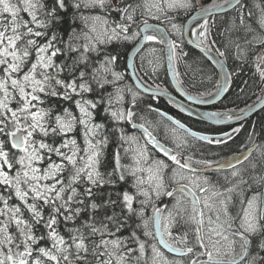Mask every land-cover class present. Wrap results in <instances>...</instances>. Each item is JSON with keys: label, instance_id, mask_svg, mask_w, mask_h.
Returning a JSON list of instances; mask_svg holds the SVG:
<instances>
[{"label": "snow or ice", "instance_id": "snow-or-ice-1", "mask_svg": "<svg viewBox=\"0 0 264 264\" xmlns=\"http://www.w3.org/2000/svg\"><path fill=\"white\" fill-rule=\"evenodd\" d=\"M164 5L186 6L0 0V264H264V151L259 159L246 149L234 159L209 158L205 145H226L242 128L203 134L148 104L159 117L151 121L141 104L167 89L140 75L138 86L129 84L118 70L116 45L142 38L167 46L137 53L133 69L144 78L154 80L164 63L200 75L183 40L149 23L163 16L183 37ZM212 8L234 15L218 31L219 13L198 9L195 44L220 71L231 67L213 92L184 95L206 104L230 85L244 95L253 86L244 78L249 64L264 93V5L222 0ZM173 75L182 88L181 73Z\"/></svg>", "mask_w": 264, "mask_h": 264}, {"label": "trees", "instance_id": "trees-1", "mask_svg": "<svg viewBox=\"0 0 264 264\" xmlns=\"http://www.w3.org/2000/svg\"><path fill=\"white\" fill-rule=\"evenodd\" d=\"M197 0H189V9L185 11H178V12H169L165 11L167 17L172 18V22L176 23L179 26H184L185 22L188 20V18L198 11V9L202 7H207L210 8L214 4H220L222 3V0H201L202 1V6H197L196 4ZM195 4V9L191 7V4ZM250 4H256L259 3L261 5H264V0H249ZM254 11H258L256 9H253ZM234 15V13L229 12L227 14H222V15H217L215 16V21L218 26V31H223L224 28L227 26L229 18ZM25 18H27L25 16ZM149 22H156L163 24L166 26L170 31L174 32L171 29V24L168 23L166 19L162 16L160 20H155V19H150ZM132 31H136L135 26H133ZM177 40L179 43L181 39L183 40V50L188 53L187 57L185 59L189 62H195V66L197 69V72L200 73V75H197L195 77L192 76L191 73L189 75H184L186 69L185 65L182 63H176L177 66V71L181 73V81L183 82L182 85L184 88L190 92L193 95H198V94H204L208 92H213L215 88V83L217 80H219V76L217 75V71L214 68V66L208 61V59L197 49L191 47L188 45L183 38L176 36L174 34V38ZM118 48V51L121 52L120 60H119V71H121L124 75L128 76V73L126 71V58L128 51L131 47V43H119L116 45ZM151 48L155 49H161L162 46L158 42H149L146 46V48L143 50V52L140 55H148V50ZM161 56L163 53H159ZM250 61L254 59L250 55L249 57ZM140 61V56L137 58L136 64L138 65ZM228 68L231 67V62L227 64ZM138 73L141 76L142 80L148 84L151 85L152 87H155L156 84L161 85L165 89L171 88V83L168 77V73L164 65L160 68L159 74L154 80L152 78H144L143 74L139 72ZM244 78H252L253 80V86L250 90L246 91L244 95H239L238 96V89L235 87V85H232L230 88V91L224 98L222 102H220L216 109L218 111L222 112H227L229 110L234 111H240L245 108H248L249 106H252L256 102L260 100V98L264 95V93L261 92L260 88L257 87L256 85L259 84V77L255 72V66L254 64H249L245 67L244 71ZM130 82V80H129ZM195 83V87H190L189 85ZM239 83V81H237ZM130 84H133L130 82ZM152 98H148V101H151ZM153 103V102H152ZM155 104V103H154ZM17 105L13 104V107H16ZM155 106H157L155 104ZM143 112L148 113L146 108ZM141 109V110H143ZM241 132L239 133L238 137L232 141L230 144L219 148V149H211L208 146L205 145L204 151L205 154L209 158H215V159H222V157L228 155L233 151V148H236L238 145H241L243 149H247L249 147H253L256 143H259L260 150L258 151V154L256 155V158L260 157V152L264 151V109L255 114L253 117L248 119L244 125H241ZM251 135L252 140H249V136ZM254 141V142H253ZM15 151V150H13ZM211 153H218L217 155H210ZM126 163H130L129 159L125 160ZM10 203L15 204L18 203L15 198L10 201ZM28 217V214L25 212V218ZM14 231V229H13Z\"/></svg>", "mask_w": 264, "mask_h": 264}, {"label": "water", "instance_id": "water-1", "mask_svg": "<svg viewBox=\"0 0 264 264\" xmlns=\"http://www.w3.org/2000/svg\"><path fill=\"white\" fill-rule=\"evenodd\" d=\"M209 9H212V11L215 12V13H219L217 15L227 14V13L230 12L227 8L213 9L212 7H210ZM200 15H201V13L199 11H197L185 22V25L183 27V33H184L183 38H184V40L186 41V43L188 45H190L191 47L197 49L199 52H201L208 59V61L216 69L217 73H219V75H218L219 76V81L223 82L224 73L229 71V68H228L227 64L225 66V69L223 71H220L216 67V65L213 63L212 59L207 57L205 55V53L201 49H198L196 47V44L191 39L190 31L193 28V26L196 24L195 20L193 19V17L199 18ZM205 15H208V13H205ZM217 15H215V16H217ZM149 23H151L155 27H159L161 29H167L162 24L154 23V22H149ZM169 33L171 34L170 31H169ZM171 38H172V34H171ZM147 43H148V41H145L142 38H139L138 41L136 43H134L130 47V49L128 51V54H127V58H126V63H127L126 71H127L128 75H129V77L131 78L130 79L131 82L137 84V86L140 83L139 81H137V75H139V73H138L137 69L136 70L133 69V64H136V60L138 58L137 53L139 52L141 54V52L145 49ZM162 47L166 50L167 46L166 45H162ZM165 66H166V70H167V73H168V77H169L171 86L174 88V90L177 93H179L184 98V100L179 99L174 94H172L171 92H168V91H167V95L161 96L159 98L165 99L167 101H169L171 99L173 101L172 104H174L179 109L181 107L184 108L185 109L184 112L190 114L191 116H193L194 118H196L198 120L204 121V122H206L208 124H211L213 126H216V127H230V126H234V125L240 124V123L250 119L255 114H257L258 112H260L261 110L264 109V98H260V100L258 102H256L255 104H253L251 108L248 107V108L243 109L242 111L240 110V111L233 112L235 116H240L239 120L234 118L231 121H224L222 123H216L215 120L209 118V113L215 112V111L201 110V109H198L197 107L198 106H200V107L215 106V105H217L218 103H220V102H222L224 100V98L226 97V95L228 94L229 91L224 93L223 95H221L219 97L209 98V102L206 103V104H196L194 101L188 100L187 95H184L185 92L188 93L189 95H192V94H190L184 88L183 85H182V88L177 85V80H176L175 76L173 75V72L177 71L176 64H174L172 66H169L167 63H165ZM146 85H148V84H146ZM231 86L232 85H230V88H231ZM147 96L148 97H152L151 95H147ZM262 97H264V95ZM257 147H258V143L255 144L248 151H250L251 154H252L257 149ZM231 159H234V157L231 158Z\"/></svg>", "mask_w": 264, "mask_h": 264}, {"label": "flooded vegetation", "instance_id": "flooded-vegetation-1", "mask_svg": "<svg viewBox=\"0 0 264 264\" xmlns=\"http://www.w3.org/2000/svg\"><path fill=\"white\" fill-rule=\"evenodd\" d=\"M167 91L171 92L172 94H174L179 99L184 100V98L179 93H177L172 86ZM148 98H152V97L145 96V98H144V100H143V102L141 104V109L146 108V106L148 104H151V105H153V107L159 108L161 111L166 112L168 115L172 116L173 118L180 120L182 123H184L187 127L191 128L192 130L200 132V133H203V134L219 136L221 133H230L233 128L238 127V126L241 127V125H244L245 122L247 121L246 120V121H244V122H242L240 124H237V125H234V126H230V127H216V126L208 124V123H206L204 121L198 120V119L194 118L193 116H191L190 114H188V113H186L184 111H181L178 107H176L172 103H169V101H167L165 99L158 98V99L154 100L152 98L151 101H148ZM154 103L157 106H155ZM217 105L211 106V107H200V106H198L197 108L201 109V110H208V111H215L216 112V111H218L216 109ZM144 110L145 109H143L142 111H144ZM144 114L151 121H156V120L159 119V117L155 113H144ZM165 123H167V122H165ZM128 131L131 133V132L136 131V130L132 129L129 126L128 127ZM137 134L140 135L139 132H137ZM238 135H239V133L237 135H235V137L232 140H230L226 145H228L232 141H234L238 137ZM201 143L203 144L204 142H201ZM226 145H220V146L212 145L210 148L211 149H219V148H222V147H224ZM249 149H251V147L247 148L246 150L248 151ZM259 150H260V147H259V143H258L257 149L252 153V158L253 159H259V158H256V155L258 154ZM241 151H244V149H243V147L241 145H238L236 148H233V151H231V153H229L228 155L222 157V159H220V160H223L225 158L231 159V158L234 157V153H238V152H241ZM217 154L218 153H211L210 155H217ZM245 166H247V162H245V164L242 165L241 167H245ZM183 207L187 208L189 213H190V211H191L190 200H186L184 202V206Z\"/></svg>", "mask_w": 264, "mask_h": 264}, {"label": "rangeland", "instance_id": "rangeland-1", "mask_svg": "<svg viewBox=\"0 0 264 264\" xmlns=\"http://www.w3.org/2000/svg\"><path fill=\"white\" fill-rule=\"evenodd\" d=\"M178 2H179V0H178ZM183 3L186 5L185 7H176V8H172V9H168V8H167V5H164L165 11H169V12L185 11V10H187V8L189 7V2H188V0H183ZM134 41H136V40H129L128 42H129V43H132V42H134ZM120 72H121V71H120ZM121 73H122V72H121ZM122 74H123V73H122ZM130 82H131V81H130ZM130 82L127 81V83H129V84H130ZM182 206H184V204H183Z\"/></svg>", "mask_w": 264, "mask_h": 264}, {"label": "bare ground", "instance_id": "bare-ground-1", "mask_svg": "<svg viewBox=\"0 0 264 264\" xmlns=\"http://www.w3.org/2000/svg\"><path fill=\"white\" fill-rule=\"evenodd\" d=\"M198 27V25L197 24H195L194 26H193V28L191 29V31H190V36H191V39H192V41L195 43V36L193 35V32L196 30V28Z\"/></svg>", "mask_w": 264, "mask_h": 264}]
</instances>
